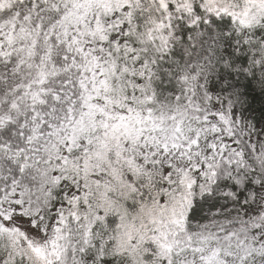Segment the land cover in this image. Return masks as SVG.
<instances>
[{"label":"snow or ice","instance_id":"1","mask_svg":"<svg viewBox=\"0 0 264 264\" xmlns=\"http://www.w3.org/2000/svg\"><path fill=\"white\" fill-rule=\"evenodd\" d=\"M0 264H264V0H0Z\"/></svg>","mask_w":264,"mask_h":264}]
</instances>
